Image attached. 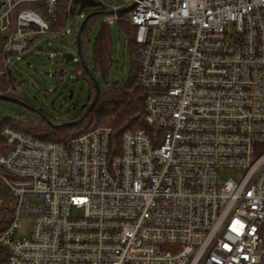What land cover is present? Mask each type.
<instances>
[{
    "label": "built area",
    "instance_id": "built-area-1",
    "mask_svg": "<svg viewBox=\"0 0 264 264\" xmlns=\"http://www.w3.org/2000/svg\"><path fill=\"white\" fill-rule=\"evenodd\" d=\"M94 1L106 25L136 28L154 129L117 147L110 128L59 144L5 127L0 264H264V0ZM63 4L65 35L81 0H0L1 75L56 35Z\"/></svg>",
    "mask_w": 264,
    "mask_h": 264
},
{
    "label": "trees",
    "instance_id": "trees-1",
    "mask_svg": "<svg viewBox=\"0 0 264 264\" xmlns=\"http://www.w3.org/2000/svg\"><path fill=\"white\" fill-rule=\"evenodd\" d=\"M110 4H112V2L111 0H108L107 6ZM78 12L79 10L75 11L73 16ZM91 12L92 10L88 9V15ZM67 18L66 6L63 4L57 22L51 24V30L56 36H64L63 33ZM94 19L95 17L88 20L83 32L81 41L82 61L78 60L73 62L70 70L74 81H80L83 85L88 87V96L84 106L78 110L75 117L67 120L53 119V117L47 115L44 109L38 110L37 114H31L30 123L27 126H22V124L16 123L10 118L2 119L0 121V155L7 151L5 139L2 135L3 129L7 126L40 140L59 144H67L84 134L92 133L103 128H110L113 131L112 139L117 147L120 146L122 137L127 130L143 129L151 134L154 127L146 122L145 94L143 87L138 80V57L140 46L136 41V28L133 27L130 21L125 17H121L118 21L119 27L126 33V42L130 45L133 52L132 68L127 82H117L113 89L110 87L105 88L101 86L100 78L101 75L105 78L107 77L113 63L111 29L108 25L107 27L103 26L98 33L95 40L94 55L91 58L87 34L88 28ZM38 38H40V36L29 42L27 50L31 48L33 42L38 40ZM5 40L6 35L0 33V72L3 68L2 48ZM33 54V51H30L29 54L25 56L24 54L18 55L16 56L15 61ZM62 62L64 63L63 58ZM16 65L17 64H15V66ZM15 66L9 69L5 75L0 74V92L5 94L4 96L10 98H17L16 87L23 82L20 81L19 76L21 74L19 69L15 68ZM68 67H70V64L65 66V68ZM65 68L60 71V73L55 72V74L62 78L63 73L66 71ZM95 81H97L101 88L100 99L94 109L88 114L87 118L81 123L54 128L39 114H44L47 120L55 125L79 120L95 98L97 92ZM13 211L12 195L2 181H0V232L6 230L10 225Z\"/></svg>",
    "mask_w": 264,
    "mask_h": 264
},
{
    "label": "rangeland",
    "instance_id": "rangeland-1",
    "mask_svg": "<svg viewBox=\"0 0 264 264\" xmlns=\"http://www.w3.org/2000/svg\"><path fill=\"white\" fill-rule=\"evenodd\" d=\"M118 7L124 6V0H111ZM88 9L83 14L72 16L73 25L64 36L46 34L40 36L33 42L31 48L24 52V56L33 51V55L17 59L15 68L19 69L21 85H17L16 93L18 103L0 100V121L10 118L16 123L27 126L30 123L31 114H37L38 110L44 109L48 116L53 119H71L75 117L87 99L88 87L80 81H74L71 76V67L65 68L62 62L63 53H73L77 55L76 38L79 27L88 14ZM105 15L95 17L88 28L87 39L89 40V53L91 58L94 55L95 40L103 26H106ZM111 29L113 44V63L107 77L101 75L100 83L102 87L114 88L117 82H127L132 68L133 52L126 42L125 31L119 27L118 23L108 26ZM79 57L77 56L78 61ZM63 77H59L55 72L64 70ZM101 95V93H100ZM105 97V96H104ZM100 99V97H99ZM44 115V114H43ZM46 117V116H45ZM46 121V120H45ZM66 169L63 170L65 172ZM241 171L224 170L220 174V179L228 181L238 180ZM33 219L24 217L20 220V228L17 235L25 237L29 234Z\"/></svg>",
    "mask_w": 264,
    "mask_h": 264
},
{
    "label": "water",
    "instance_id": "water-1",
    "mask_svg": "<svg viewBox=\"0 0 264 264\" xmlns=\"http://www.w3.org/2000/svg\"><path fill=\"white\" fill-rule=\"evenodd\" d=\"M101 7H102V4L99 3V2H96L94 0H81V6H80L78 14H80V15L83 14V12H84V10L86 8H92L93 9V8H101ZM130 9H131V7L127 8V9H124L122 11H119V13H122L124 11H128ZM105 14H107V13L99 10V12L90 13L89 15H87L84 18V20L82 21V23H81V25L79 27L78 34H77V39H76L77 55H75L73 53H63L62 54V58L64 59L65 65H69L70 63L75 62V60L77 59V56L79 57L78 60L82 61L81 41H82L83 32H84V29H85V27L87 25V22H88V20H90L93 17H97V16H101V15H105ZM95 85H96V90H97L95 98L92 101V103L90 104V106L88 107L87 111L83 114V116L79 120L73 121V122H67V123H64V124H61V125H55V124H52L50 121H48L47 118L45 117V115H43L42 113H39V114L41 115V117L44 120H46L54 128H57V127H60V126L76 125V124L81 123L82 121H84L87 118L88 114L94 109V107L96 106V104L99 101L101 88L98 85L97 81H95ZM0 100H5V101H11V102H14V103H18L17 99L10 98V97L4 96V95H0Z\"/></svg>",
    "mask_w": 264,
    "mask_h": 264
},
{
    "label": "flooded vegetation",
    "instance_id": "flooded-vegetation-1",
    "mask_svg": "<svg viewBox=\"0 0 264 264\" xmlns=\"http://www.w3.org/2000/svg\"><path fill=\"white\" fill-rule=\"evenodd\" d=\"M86 10V9H85ZM92 10V12L91 13H96V12H99V10L97 9V8H93V9H91ZM88 11V10H87ZM88 14H86V16H87Z\"/></svg>",
    "mask_w": 264,
    "mask_h": 264
}]
</instances>
